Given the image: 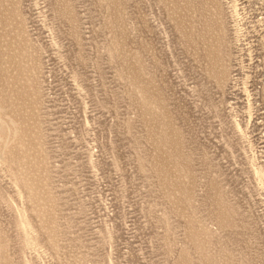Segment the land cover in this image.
I'll return each instance as SVG.
<instances>
[{
    "label": "rangeland",
    "instance_id": "rangeland-1",
    "mask_svg": "<svg viewBox=\"0 0 264 264\" xmlns=\"http://www.w3.org/2000/svg\"><path fill=\"white\" fill-rule=\"evenodd\" d=\"M0 111V264H264V0H0Z\"/></svg>",
    "mask_w": 264,
    "mask_h": 264
},
{
    "label": "bare ground",
    "instance_id": "bare-ground-1",
    "mask_svg": "<svg viewBox=\"0 0 264 264\" xmlns=\"http://www.w3.org/2000/svg\"><path fill=\"white\" fill-rule=\"evenodd\" d=\"M2 109V108H1ZM1 112V111H0ZM9 121V120H8ZM15 122V121H14ZM8 123V122H7ZM10 123L12 124V122L10 121ZM9 124V123H8ZM7 128H10V126H8ZM15 129V128H14ZM16 131V130H15ZM15 133V132H14ZM35 161V160H34Z\"/></svg>",
    "mask_w": 264,
    "mask_h": 264
}]
</instances>
